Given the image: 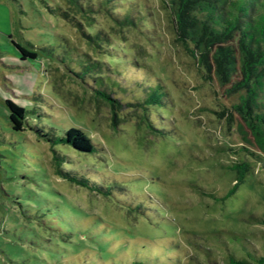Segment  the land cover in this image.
I'll return each instance as SVG.
<instances>
[{"label": "rangeland", "instance_id": "rangeland-1", "mask_svg": "<svg viewBox=\"0 0 264 264\" xmlns=\"http://www.w3.org/2000/svg\"><path fill=\"white\" fill-rule=\"evenodd\" d=\"M143 1L152 34L92 14L117 49L118 68L137 62L123 77L112 75L120 101L113 120L107 104L52 57L63 53L70 64L63 49L74 46L114 60L51 10L67 2L0 0V264H226L229 252L253 263V254L264 255V154L231 113L236 95L212 71L204 78L173 39L163 1ZM14 42L36 57L20 59ZM143 74L165 84L167 104L142 110L131 103ZM5 98L58 133L70 125L89 132L101 147L94 154L56 146L67 167L99 175L111 193L54 173L49 143L11 128ZM143 111L155 129L140 120ZM242 160L248 170L223 198L236 176L228 165Z\"/></svg>", "mask_w": 264, "mask_h": 264}, {"label": "trees", "instance_id": "trees-1", "mask_svg": "<svg viewBox=\"0 0 264 264\" xmlns=\"http://www.w3.org/2000/svg\"><path fill=\"white\" fill-rule=\"evenodd\" d=\"M65 1L69 8L58 6L51 10L74 26L90 46H101L110 50L105 53L113 56L114 60L107 63L99 57L92 58L74 46H67L68 50L63 49L71 56L70 64L63 53L54 52L52 57L60 61L85 88L91 89L95 97L103 100L111 112V118L115 120L120 101L113 95L117 81L112 75L123 77L125 69L136 66L137 62H128L122 70L118 68V58L115 56L117 49L109 42V33L93 24L92 14L104 12L119 26H129L139 29L140 33L152 34L154 27L145 16L146 4L143 0ZM162 1L169 13L173 39L194 58L201 67L204 78L210 79L212 71L219 84L226 87V92L236 95V101L231 103V113L235 112L240 117L251 134L253 143L264 154V0ZM77 13L84 17L79 18ZM14 45L20 59L35 58L37 55L36 50L18 42H14ZM42 49L50 51L52 48L43 46ZM143 75L136 83L141 85V94L131 103L142 110L152 105L167 104L171 98L165 84L158 79L148 80L146 74ZM4 101L13 130L27 128L36 137L49 143L54 173L103 196L111 193L112 186L110 188V185L105 184L99 175L67 167L65 163L70 162L67 161V153L56 146H68L79 152L94 154L101 147L89 132L79 126L70 125L58 133L53 126L32 121L29 114L32 110L24 104L12 98H5ZM140 120L146 128L155 129L152 118L146 112L140 114ZM255 156L260 160V153H255ZM228 167L236 170V176L222 195L223 198L235 190L248 170L249 162H233ZM261 220L264 221V218ZM227 255L226 264L264 262V255L261 254H253L256 256L254 263L233 252Z\"/></svg>", "mask_w": 264, "mask_h": 264}]
</instances>
